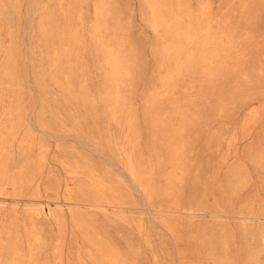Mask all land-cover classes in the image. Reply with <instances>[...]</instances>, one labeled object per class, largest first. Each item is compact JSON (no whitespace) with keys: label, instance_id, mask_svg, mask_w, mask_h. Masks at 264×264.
<instances>
[{"label":"rangeland","instance_id":"374dc122","mask_svg":"<svg viewBox=\"0 0 264 264\" xmlns=\"http://www.w3.org/2000/svg\"><path fill=\"white\" fill-rule=\"evenodd\" d=\"M0 264H264V0H0Z\"/></svg>","mask_w":264,"mask_h":264},{"label":"bare ground","instance_id":"6f19581e","mask_svg":"<svg viewBox=\"0 0 264 264\" xmlns=\"http://www.w3.org/2000/svg\"><path fill=\"white\" fill-rule=\"evenodd\" d=\"M175 22V21H174ZM221 31V30H220Z\"/></svg>","mask_w":264,"mask_h":264}]
</instances>
